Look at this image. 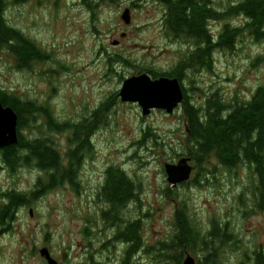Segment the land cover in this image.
Returning <instances> with one entry per match:
<instances>
[{"label":"rangeland","instance_id":"374dc122","mask_svg":"<svg viewBox=\"0 0 264 264\" xmlns=\"http://www.w3.org/2000/svg\"><path fill=\"white\" fill-rule=\"evenodd\" d=\"M90 1L96 8L83 0H1L7 22L48 50L50 57L30 70L18 67L15 56L0 47V85L50 107L57 119L79 121L111 93H118L125 77L150 67L169 69L183 59L188 43L165 32V6L158 0ZM237 1L212 3L224 11ZM126 8L131 9L130 23L122 17ZM244 21V16L232 15L208 24L217 34L226 22L242 27ZM214 55L213 67L196 66L183 80L197 106L205 107L213 92L228 104L249 99L264 85V39L243 30L235 48L218 49ZM109 109L106 122L94 134V153L84 160L78 191L67 183L49 189L20 207L10 226L0 224V264H47L43 247L59 264H125L128 244L115 239L114 224L102 216L109 206L98 194L110 165L124 168L138 185L137 197L122 210L125 218L140 221L144 240L130 264H178L188 253L197 264H241L249 247H264V208L254 205L252 177L256 178L246 164L227 171L213 155L203 168L195 164L200 184L192 181L174 190L165 164L190 157L183 110L143 116L139 104L123 102L119 95ZM38 121L42 124L44 119ZM33 129L23 130L30 136ZM41 131L64 151L68 131ZM32 132L40 134L37 129ZM40 175L44 173L35 166L11 172L0 161V193L31 190ZM182 203L202 232L214 221L227 231L230 222L246 246L232 251L227 239L216 238L207 250L185 247L180 257L170 245L175 212ZM211 251L216 254L205 259Z\"/></svg>","mask_w":264,"mask_h":264},{"label":"trees","instance_id":"16d2710c","mask_svg":"<svg viewBox=\"0 0 264 264\" xmlns=\"http://www.w3.org/2000/svg\"><path fill=\"white\" fill-rule=\"evenodd\" d=\"M83 1L91 9L97 6V3L94 5L90 0ZM158 1L165 6L166 13L163 18L165 32L188 44H193V49L186 50L183 59L173 66L177 67L176 72L177 70L183 71V67L187 69H194L199 65L213 67L216 50L235 48L243 30L249 32L257 40L264 39V0H238L235 5L224 11L213 5L212 0ZM1 11L2 5L0 9V47L15 56L18 67L30 68L50 57L48 50L43 49L21 30L12 27ZM232 15L245 17L242 27L232 26L226 22L222 30L216 34L208 24L210 19L222 21ZM176 75L179 74L176 73ZM117 97V92L111 93L99 103L91 119L71 125L70 120L61 122L56 119L50 107L39 104L36 99L21 100L0 88V100L17 112L19 127L21 129L35 128L31 130L30 136L21 135L18 143L0 150L1 162L11 172L20 167L35 166L44 173L39 176L31 190L10 188L0 193L2 198L0 224L10 226L20 207L29 205L49 189L60 187L65 183H71L75 187L79 186L78 173L83 156H89L95 150L91 136L96 131L99 122H106L109 108ZM183 114L189 131L188 149L192 160L203 168L205 162L215 155L227 171H237L239 167L246 164L250 169L259 172L262 183H259L258 190L263 194L264 85H259L251 98L234 100L230 104L217 92L208 98L205 107L197 106L187 97L183 104ZM39 117H43L44 123L38 124ZM43 127H47L49 131L62 132L72 128L69 147L64 148V151L61 150L52 137L41 131ZM36 129L40 131V134L34 136L32 131ZM206 175L204 179L207 178ZM107 179L101 196L106 203L110 204V208L104 214L111 219L113 224H119L117 239L129 243L124 262L130 264L128 261L132 254L141 251L144 240L140 221L126 219L122 210L125 206L131 205L137 197L138 185L120 166L109 168ZM196 184L200 183L196 182ZM253 190L255 191V185ZM212 223L207 231L202 232L189 215L185 203L179 204L175 212V231L171 237L170 247L181 257L185 247L190 250L197 247L207 250L216 238L220 241L227 239L229 243L228 229L226 231L216 221ZM215 254V251H211L205 259H212ZM178 264H182L181 259ZM255 264H264L263 252L256 254Z\"/></svg>","mask_w":264,"mask_h":264},{"label":"water","instance_id":"95a60500","mask_svg":"<svg viewBox=\"0 0 264 264\" xmlns=\"http://www.w3.org/2000/svg\"><path fill=\"white\" fill-rule=\"evenodd\" d=\"M123 19L130 23L131 9L126 8L122 13ZM118 41L116 40L115 43ZM123 102H136L142 108V115H148L152 109H165L172 112L183 100L184 93L178 78L161 76L152 79L146 73H140L125 78L119 91ZM18 142V115L11 106H4L0 101V149ZM188 158H182L178 163H166L167 179L173 186L189 180L192 166ZM32 214V209H31ZM41 254L47 259V264H59L47 247L41 248ZM182 264H197L196 259L187 254Z\"/></svg>","mask_w":264,"mask_h":264},{"label":"flooded vegetation","instance_id":"af4514ba","mask_svg":"<svg viewBox=\"0 0 264 264\" xmlns=\"http://www.w3.org/2000/svg\"><path fill=\"white\" fill-rule=\"evenodd\" d=\"M0 9H1V0H0ZM165 13H166V11H165ZM164 18V17H163ZM163 20V19H162ZM193 49V44L192 45H189L188 44V49L187 50H192ZM27 68H29V67H27ZM33 67H30V70L32 69ZM176 68L177 67H170L169 69H158V68H156V67H150V68H145V70H143V71H141V72H138V73H136V74H133V75H137V74H140V73H143V72H146V73H148L150 76H151V78L152 79H156V78H159V77H161V76H167V77H170V78H178L179 79V81H180V84H181V87H182V90H183V93H184V100L176 107V108H174V110L170 113V112H168V111H166L165 109H152V111H151V113L150 114H152L153 112H155V111H163V112H165L166 114H173L177 109H179V108H181L182 110H183V104H184V102H185V98H187L188 97V99H190L189 97V93H188V89L185 87V85H184V82H183V80H184V78H185V76H187L188 75V71L189 70H191V69H193V68H185V67H183V71H180V70H177V72H176ZM201 69H204V67H200ZM176 73L177 74H179V75H176ZM133 75H130V76H128V77H131V76H133ZM128 77H125V78H128ZM125 78H124V80H125ZM123 80V81H124ZM123 84V83H122ZM0 88L2 89V91H4V92H10L11 94H14L15 96H17V97H19L21 100H25L22 96H19V95H17L16 93H14V92H12V91H8L7 89H5L2 85H0ZM213 94H214V92H213ZM118 95H119V92H118ZM1 101V100H0ZM2 102V101H1ZM133 103H136V102H133ZM2 104L4 105V106H9V105H5V103H3L2 102ZM138 104V103H137ZM95 109L96 108H94L91 112H89L87 115H84V117L81 119V120H79V121H76V120H71L70 121V123H71V125H74V124H79V123H82V122H87L89 119H91V117H92V115L94 114V111H95ZM142 109V108H141ZM17 113V112H16ZM150 114H148V115H150ZM143 116H146V115H143ZM41 118H43V117H41ZM56 118V117H55ZM57 119V118H56ZM59 121H61V122H64V121H66V120H60V119H58ZM38 122V124H40V122L39 121H37ZM18 123H19V121H18ZM44 123V122H43ZM100 123V122H99ZM98 123V125H97V127H96V131L94 132V134L98 131V129L100 128V124ZM24 129V128H23ZM23 129H21L20 127H19V124H18V140H19V138H20V136L21 135H23V136H25L26 134H25V130H23ZM27 129V128H26ZM72 129V128H71ZM71 129H69L68 130V136H67V145H66V148H68L69 147V145H70V143H69V137L71 136L72 137V133H71ZM186 129H188V127L186 128ZM94 134H93V136H91L92 137V143H94ZM33 135L34 136H36V134H34V132H33ZM186 135H188V133L186 134ZM18 143V142H17ZM7 148V147H6ZM65 148V149H66ZM3 149H5V148H3ZM0 150H2V149H0ZM94 153V152H93ZM92 153V154H93ZM92 154L91 155H89V156H83V162H82V164H81V166H80V168H79V173H78V175H79V178H80V180H81V176H80V172H81V168H82V166H83V163H84V160L86 159V158H91V156H92ZM179 155L181 156V155H183V152H180L179 153ZM189 156L187 155V158H188ZM184 158V157H183ZM190 158V164H191V166H192V173H191V177L189 178V180H187V181H185V182H181V183H178V184H175L174 186L171 184V186H172V188L174 189V190H176V189H179V188H181V187H187V186H190L191 185V183H192V181H196V182H198V175H195V173L197 172L195 169H196V162L195 161H193L192 160V158L191 157H189ZM179 159H177V161H178ZM1 161V160H0ZM64 161H66V157H64ZM177 161H175V163L177 162ZM2 164H4L3 162H2ZM196 164V165H195ZM5 165V164H4ZM112 166H115V165H110V166H108L107 168H106V173H105V180H104V182H102L101 183V187H100V190L98 191L99 193V195H100V198L103 200V196H101V191H102V189H104V186H105V184H106V182H107V177H108V170H109V168H111ZM7 167V166H6ZM239 167V166H238ZM8 168V167H7ZM251 171H250V173H252V175L254 176L255 175V180H254V177H252V179H253V185H255V191L253 190L252 191V195H253V202H254V205H255V207L256 208H258V209H262V208H264V186H263V188H262V192H263V194H261V193H259V190H258V187H259V183H262L261 181V177H260V174H259V172H257V171H255V169H250ZM129 174V173H128ZM130 175V174H129ZM193 176V177H192ZM130 177L131 178H133L131 175H130ZM134 179V178H133ZM135 180V179H134ZM207 180V179H206ZM67 184H70V186L75 190V191H78V187H75V186H73L71 183H67ZM104 202V201H103ZM105 204H107L108 206H109V208H110V204H108V203H106V202H104ZM1 205V204H0ZM125 208H127V206H125L124 208H123V210H125ZM102 216H103V218H104V213L102 212ZM126 219H128V220H130L129 218H126ZM132 222V221H131ZM114 228L116 229V233H115V239L116 240H118L117 239V234H118V232H119V224L118 223H114ZM227 229H228V234H229V237H228V239H229V243H230V245H231V247H233V250L232 251H238V250H241V249H243L245 246H246V243L245 242H243V239L241 238V236L239 235V234H237V233H234L233 231H232V227L230 226V222H227ZM119 242H121V243H124V244H128V246H129V243L128 242H126V241H124V240H118ZM128 248V247H127ZM126 252H127V249L125 250V254H126ZM260 252H263L264 253V247L263 246H254V247H249L246 251H245V253H244V259H243V261H242V263L241 264H255L256 263V254L257 253H260Z\"/></svg>","mask_w":264,"mask_h":264}]
</instances>
